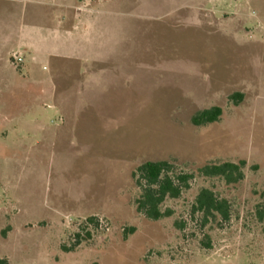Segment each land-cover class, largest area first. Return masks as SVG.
<instances>
[{
	"label": "rangeland",
	"instance_id": "obj_1",
	"mask_svg": "<svg viewBox=\"0 0 264 264\" xmlns=\"http://www.w3.org/2000/svg\"><path fill=\"white\" fill-rule=\"evenodd\" d=\"M65 2L90 10L72 43L27 55L23 74L0 69V259L264 264V0ZM214 107L219 121L192 123ZM148 161L194 176L158 221L137 210L133 173ZM240 161L236 184L199 174ZM203 188L229 221L194 212Z\"/></svg>",
	"mask_w": 264,
	"mask_h": 264
},
{
	"label": "trees",
	"instance_id": "obj_2",
	"mask_svg": "<svg viewBox=\"0 0 264 264\" xmlns=\"http://www.w3.org/2000/svg\"><path fill=\"white\" fill-rule=\"evenodd\" d=\"M221 116L222 109L214 107L199 112L193 117L192 123L196 126L213 124L219 121ZM245 167V161L211 163L201 167L199 174L207 178H221L228 184H236L245 178ZM173 168L172 163L168 161H148L140 165L133 173V178L141 189V195L136 201L137 210L150 220L158 221L170 216V211H162L164 202L169 198H179L185 190L189 189V183L194 176L184 173L176 174ZM193 210L202 213L204 223H208L211 219L229 221L231 218L229 202L226 199H220L213 190L208 188L200 190ZM89 221L94 222L95 219L91 218ZM0 264H8V262L0 259Z\"/></svg>",
	"mask_w": 264,
	"mask_h": 264
},
{
	"label": "crops",
	"instance_id": "obj_3",
	"mask_svg": "<svg viewBox=\"0 0 264 264\" xmlns=\"http://www.w3.org/2000/svg\"><path fill=\"white\" fill-rule=\"evenodd\" d=\"M42 4L37 2L38 7L31 10L26 6L18 14L9 5H0L1 70H16L23 74L27 69V55H31L34 61L37 54L57 56L61 46H66V42L72 43L73 33L78 30L79 25H87L84 14L90 10L86 6H75L65 0ZM43 6H48L51 14L48 11L45 13L47 9H43ZM53 14H57L56 22L47 21L48 18L55 17ZM9 17L14 18L13 23L8 20ZM16 56L22 61L19 62Z\"/></svg>",
	"mask_w": 264,
	"mask_h": 264
},
{
	"label": "built area",
	"instance_id": "obj_4",
	"mask_svg": "<svg viewBox=\"0 0 264 264\" xmlns=\"http://www.w3.org/2000/svg\"><path fill=\"white\" fill-rule=\"evenodd\" d=\"M17 60H18L19 62H21V61H22V59H21V58H17Z\"/></svg>",
	"mask_w": 264,
	"mask_h": 264
}]
</instances>
